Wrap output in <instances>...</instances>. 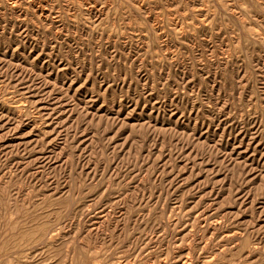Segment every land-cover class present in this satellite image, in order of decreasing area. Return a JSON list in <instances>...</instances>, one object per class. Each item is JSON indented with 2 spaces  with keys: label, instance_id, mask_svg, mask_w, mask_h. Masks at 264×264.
I'll use <instances>...</instances> for the list:
<instances>
[{
  "label": "rangeland",
  "instance_id": "rangeland-1",
  "mask_svg": "<svg viewBox=\"0 0 264 264\" xmlns=\"http://www.w3.org/2000/svg\"><path fill=\"white\" fill-rule=\"evenodd\" d=\"M0 264H264V0H0Z\"/></svg>",
  "mask_w": 264,
  "mask_h": 264
},
{
  "label": "bare ground",
  "instance_id": "bare-ground-1",
  "mask_svg": "<svg viewBox=\"0 0 264 264\" xmlns=\"http://www.w3.org/2000/svg\"><path fill=\"white\" fill-rule=\"evenodd\" d=\"M183 262V261H182Z\"/></svg>",
  "mask_w": 264,
  "mask_h": 264
}]
</instances>
